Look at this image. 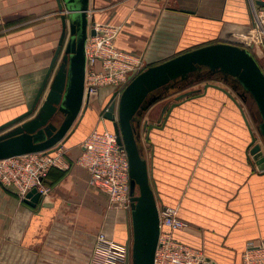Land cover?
I'll return each instance as SVG.
<instances>
[{
    "label": "crops",
    "instance_id": "obj_1",
    "mask_svg": "<svg viewBox=\"0 0 264 264\" xmlns=\"http://www.w3.org/2000/svg\"><path fill=\"white\" fill-rule=\"evenodd\" d=\"M65 12L57 0H0V127L31 109ZM88 14L90 23L121 25L116 45L143 57L147 68L201 46L237 42L251 18L246 0H89ZM201 82L211 81L190 75L152 92L138 133L158 206L175 207L189 223L176 237L201 249L208 264H240L247 244L264 239V171L249 160L251 133L236 103L215 88L187 97L146 141V123L162 125L165 106L173 102L158 111L156 105ZM111 92L116 89L105 87L91 97L89 113L64 145L67 159L77 158L94 129H111L100 116ZM223 94L235 115L227 105L221 107L225 118L207 120L206 110ZM198 99L204 105H190ZM45 183L52 192L38 201L21 200L0 184V264H92L100 232L127 243L131 213L110 208L108 195L89 184L87 170L54 167Z\"/></svg>",
    "mask_w": 264,
    "mask_h": 264
},
{
    "label": "water",
    "instance_id": "obj_2",
    "mask_svg": "<svg viewBox=\"0 0 264 264\" xmlns=\"http://www.w3.org/2000/svg\"><path fill=\"white\" fill-rule=\"evenodd\" d=\"M57 2L61 11L66 9L62 15L63 31L59 45L31 109L0 127V131H3L14 126L0 135V160L34 152L53 153L72 137L88 112L91 97H85V46L90 24L89 0ZM258 4L262 5L261 2ZM90 33L95 35L96 31L91 29ZM63 50L64 55L57 65ZM202 68L209 69L211 73L220 72L225 78L232 77L243 93L250 95L260 115L257 129L264 141V73L252 53L237 44L218 42L187 51L148 67L133 78L120 94L115 92L110 99L109 109L102 110L100 116L113 123L118 141L129 158L132 231L126 243L129 252L127 264H154L160 234L159 196L152 187L148 161L143 155L140 135L135 134L133 123L142 111L147 110L151 102L148 97L152 92L173 81L187 78ZM209 88L222 91L239 107L251 133L249 160L264 171V149L257 143V136L242 105L230 91L213 83L205 84L202 93L200 89L181 93L175 102L166 105L162 125L147 123L145 126L146 141L149 142L150 132L154 128L164 127L172 110L185 98L201 96ZM39 198L40 194L35 190L27 196V200L38 201ZM210 261L205 258L206 264Z\"/></svg>",
    "mask_w": 264,
    "mask_h": 264
},
{
    "label": "built area",
    "instance_id": "obj_3",
    "mask_svg": "<svg viewBox=\"0 0 264 264\" xmlns=\"http://www.w3.org/2000/svg\"><path fill=\"white\" fill-rule=\"evenodd\" d=\"M250 23L238 36L241 47L253 52L264 73V0H246ZM261 2L262 5H259ZM94 29L95 35L90 31ZM122 26L106 22L89 24L86 40L85 97L97 95L103 87H114L120 94L138 74L147 69L140 55L116 45ZM239 45V46H240ZM259 58V61H258ZM82 151L75 159H67L64 146L53 153L34 152L0 160V184L27 200L32 191L46 198L52 187L45 183L52 168L69 169L77 165L89 173V184L105 192L110 208L131 213V177L128 154L113 129H94L83 141ZM160 234L154 264H205L204 252L176 237V233L189 228V223L178 216L175 207H159ZM129 252L126 244L97 236L92 264H126ZM240 264H264V239L247 244Z\"/></svg>",
    "mask_w": 264,
    "mask_h": 264
},
{
    "label": "rangeland",
    "instance_id": "obj_4",
    "mask_svg": "<svg viewBox=\"0 0 264 264\" xmlns=\"http://www.w3.org/2000/svg\"><path fill=\"white\" fill-rule=\"evenodd\" d=\"M233 44L240 45L239 43H233ZM258 61H259V58H258ZM260 64H261V62H260ZM262 65H263V63L261 64V66ZM210 81L211 82H206L205 84H207V83L217 84V85H220L221 87H224L225 89L230 90L231 93L235 94L237 100L242 105V107L244 109V112H245L248 120L250 121V123L252 125V128L254 130H256L254 132H255V135L257 136V143H260L262 145L263 149H264V141L262 140L261 135L259 134L258 129H257V126L259 125V122H260V115H259L257 106H256L255 102L253 101V99L250 97V95L243 93L241 90H236L237 91L236 92L233 87H230L231 85H228L226 82H224L222 80L211 79ZM204 85H202V82H201V83H196V85H194V86H195V88L197 87L199 89H203ZM194 86L191 87L190 89L194 90L193 89ZM103 88H105V87H103ZM239 93H243V95H240ZM111 94H114V93L111 92ZM111 94H108L109 96L107 95L108 100L106 102H108L111 99V97H112ZM236 94H238V96ZM224 95L225 94L219 95L220 98H217V99L214 100L215 101L214 105L216 107H214L213 109L211 108V109L206 110L207 120H209V121H219L222 118H225V116H226L225 111L227 110V108H226V110L222 111L221 107L222 106L226 107L227 105H229V107H231V111L233 112V115H235L236 111H235V108L233 107L234 105H233L232 101L228 97H225ZM239 95H240V97H239ZM166 101L175 102V99H173L172 97L166 98L165 101H161L158 105H156L157 107L155 108V111H158L163 106V103H165ZM190 105H193L195 107H200L201 105H204V103L201 100L198 99V100H195L193 102H190ZM239 121L243 122L242 119H241V116H240ZM133 125L135 127L134 128L135 134L137 135L138 134V125L135 124V123H133ZM110 128L113 129L111 124H110ZM148 155H149V150H148Z\"/></svg>",
    "mask_w": 264,
    "mask_h": 264
},
{
    "label": "trees",
    "instance_id": "obj_5",
    "mask_svg": "<svg viewBox=\"0 0 264 264\" xmlns=\"http://www.w3.org/2000/svg\"><path fill=\"white\" fill-rule=\"evenodd\" d=\"M249 51L252 53L251 50H249ZM252 55H253V53H252ZM200 70H198L197 72L191 74V76H194V77L197 76V79L198 80H201V81L202 80L216 79V80H223L224 82H230L229 79L232 78V77H226L225 78L224 75L222 73H220V72H218V73H211L210 70L207 69V68H202V71H200Z\"/></svg>",
    "mask_w": 264,
    "mask_h": 264
},
{
    "label": "flooded vegetation",
    "instance_id": "obj_6",
    "mask_svg": "<svg viewBox=\"0 0 264 264\" xmlns=\"http://www.w3.org/2000/svg\"><path fill=\"white\" fill-rule=\"evenodd\" d=\"M200 71H202V69ZM229 81L230 82H226V83L231 85L235 90H241L242 92H244L242 90V88L238 85V82L235 79L230 78ZM240 94L243 95V93H240ZM109 107H110V100L107 102V104L104 106V108L102 110L107 111L109 109ZM108 122L113 127V123L110 122V121H108ZM134 123L137 124V125H139V124L141 125L142 123L145 124V122L143 121L142 113H141V115L137 116V119L135 120ZM147 123H149V122H147ZM147 123H146V125H147ZM138 128H139V126H138Z\"/></svg>",
    "mask_w": 264,
    "mask_h": 264
},
{
    "label": "bare ground",
    "instance_id": "obj_7",
    "mask_svg": "<svg viewBox=\"0 0 264 264\" xmlns=\"http://www.w3.org/2000/svg\"><path fill=\"white\" fill-rule=\"evenodd\" d=\"M217 85V84H216ZM89 113V112H88ZM255 133V132H254Z\"/></svg>",
    "mask_w": 264,
    "mask_h": 264
}]
</instances>
